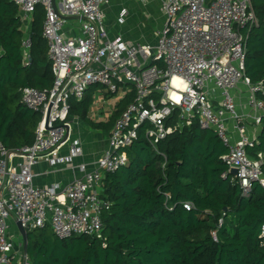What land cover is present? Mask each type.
<instances>
[{"label":"built area","instance_id":"1","mask_svg":"<svg viewBox=\"0 0 264 264\" xmlns=\"http://www.w3.org/2000/svg\"><path fill=\"white\" fill-rule=\"evenodd\" d=\"M11 1L20 8L26 64L31 61L33 14L38 5L44 7L43 36L55 79L50 88H21V102L41 114L33 144L9 149L0 140V264H34L23 240L18 246L13 242L11 217L26 230L48 224L59 238L87 234L106 246L103 213L110 202L102 195L103 180L128 162L126 148L146 123V137L159 152L160 140L197 118L228 149L223 159L237 169L234 179L243 195L250 196L256 182L264 187L263 153H248L258 132L249 133L246 123L259 127L264 118L259 96L264 82L253 83L246 74V41L259 24L252 0H159L166 21L155 45L110 36L105 19L111 0ZM128 14L121 8L117 20L124 23ZM66 17L82 23L68 25ZM96 86L117 100L135 91L109 132L108 146L92 169L84 161L76 165L82 173L64 186L36 185L33 167L59 158L63 145L70 144L69 159L84 153L82 139L73 137L70 100L83 99ZM175 111L179 121L171 122ZM184 206L191 209L193 204ZM212 234L217 239V229Z\"/></svg>","mask_w":264,"mask_h":264},{"label":"trees","instance_id":"2","mask_svg":"<svg viewBox=\"0 0 264 264\" xmlns=\"http://www.w3.org/2000/svg\"><path fill=\"white\" fill-rule=\"evenodd\" d=\"M252 3L259 24L249 30L245 64L246 74L258 83L264 82V0ZM44 20L45 9L38 5L26 64L20 8L0 0V140L9 149L33 144L41 120L39 112L21 102V88L46 89L54 83ZM134 97L130 92L108 122L90 118L91 93L71 98L69 118L79 116L93 128L110 131ZM169 119L178 122L179 112ZM147 127L143 124L126 148L128 162L105 174L102 195L110 202L103 213L106 246L87 234L59 238L47 224L28 230V257L34 264H264V187L256 182L250 196L243 195L223 159L228 149L197 118L160 140L159 152L146 137ZM259 152L264 156V118L258 140L248 147L253 157ZM187 201L191 209L184 206Z\"/></svg>","mask_w":264,"mask_h":264},{"label":"crops","instance_id":"3","mask_svg":"<svg viewBox=\"0 0 264 264\" xmlns=\"http://www.w3.org/2000/svg\"><path fill=\"white\" fill-rule=\"evenodd\" d=\"M113 1L118 2L120 7L116 11V15L115 17H113V19H111L110 17L113 6L110 10L108 9L106 16L107 22L105 23L109 28L108 30L110 36L116 37L120 35L125 40L133 44L150 43L155 45L158 41V34L163 29L166 21V15L161 9L160 1ZM121 8H127L129 13L124 23H120L117 20V15ZM152 21H156L155 26L151 24ZM116 23L118 24L117 26ZM65 29L69 33H76V31L69 30V26H66ZM89 93H91L93 96V103L90 107L89 116L92 120L98 122H108L111 119L113 113L118 109L119 103L123 100H117V98L114 96L115 102H113L111 106H106L105 103L109 102V100L111 99L110 97L113 96L111 94L108 95L107 91L103 87H92L88 90L87 94ZM71 119L73 137H79L82 139L84 153L82 155L69 159L68 156L71 152L70 144L63 145L59 151V158L52 161L41 160L33 167L34 183L36 185L50 186L53 183H60L61 186H64L73 177L78 176L82 173L76 165L84 161L89 163L87 164V170L92 169L94 167V162L102 155L103 151L108 146L110 131L105 129L93 128L79 116H74ZM246 123L249 133L253 134L258 132L259 134V132L261 131V126L256 127L251 120L246 121ZM231 125L233 126V124ZM20 236L22 238L21 233ZM21 240H23V238Z\"/></svg>","mask_w":264,"mask_h":264},{"label":"rangeland","instance_id":"4","mask_svg":"<svg viewBox=\"0 0 264 264\" xmlns=\"http://www.w3.org/2000/svg\"><path fill=\"white\" fill-rule=\"evenodd\" d=\"M111 2H112L111 5L113 6V8H112V12L110 13V17H111V19H113V17H115V15H116V11L119 9L120 5H119L118 2H114L113 0H111ZM113 14H114V16H113ZM105 22H107V19H105ZM146 22H148V21H146ZM81 23H82V21L80 19H71L70 21H68L67 24L68 25L69 24H74L76 26H80ZM151 24H153V26H155L156 25V21H152ZM117 25L118 24L116 23V26ZM146 30H149V29H146ZM114 95H116V94H114ZM110 98L111 99L109 100V102L105 103L106 106H111L112 103L115 102V97L114 96L110 97ZM9 223H10V232H11V234H13V238H14L13 242H14L15 246H18V243L20 242V240L22 238L20 236V232L18 230L17 223L15 222V220L12 217L9 219Z\"/></svg>","mask_w":264,"mask_h":264},{"label":"water","instance_id":"5","mask_svg":"<svg viewBox=\"0 0 264 264\" xmlns=\"http://www.w3.org/2000/svg\"><path fill=\"white\" fill-rule=\"evenodd\" d=\"M67 19H71V17H66ZM231 172H233V174L237 173V169L231 167ZM19 226V231L22 235L23 238V242H24V250L25 252H27V247H28V230H26L20 223L18 224Z\"/></svg>","mask_w":264,"mask_h":264}]
</instances>
